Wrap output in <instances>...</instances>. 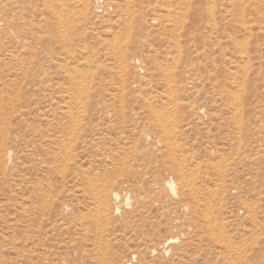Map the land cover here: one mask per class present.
Here are the masks:
<instances>
[{
	"label": "rangeland",
	"instance_id": "obj_1",
	"mask_svg": "<svg viewBox=\"0 0 264 264\" xmlns=\"http://www.w3.org/2000/svg\"><path fill=\"white\" fill-rule=\"evenodd\" d=\"M97 8L0 0V264H264V0Z\"/></svg>",
	"mask_w": 264,
	"mask_h": 264
},
{
	"label": "bare ground",
	"instance_id": "obj_2",
	"mask_svg": "<svg viewBox=\"0 0 264 264\" xmlns=\"http://www.w3.org/2000/svg\"><path fill=\"white\" fill-rule=\"evenodd\" d=\"M96 1V5H97V12H99L98 14H103V15H105L104 13H103V11L104 10H102V9H104V6H105V4H106V0H95ZM83 4V3H82ZM84 5V4H83ZM82 5V6H83ZM85 6H86V4H85ZM106 12V11H105ZM135 64L136 65H138V64H142L141 63V61L140 60H135ZM135 65V66H136ZM136 68H138V70H139V68L140 67H136ZM142 68V67H141ZM144 68V67H143ZM142 68V69H143ZM142 69H140V71L139 72H141V70ZM143 71V70H142ZM201 111V110H200ZM11 156V155H10ZM182 172V171H181ZM180 174V173H179ZM181 175V174H180ZM185 179V178H184ZM166 187L168 188V190L173 194V195H175V197L176 196H178V187H177V184H176V182H174V181H172V182H168L167 184H166ZM189 187V186H188ZM105 196V195H104ZM114 198H115V200L116 201H118V199H119V194L118 193H114ZM127 198H128V196H127ZM127 198H125V199H127ZM102 199H104V198H102ZM101 199V200H102ZM124 199V200H125ZM103 201V200H102ZM101 201V202H102ZM130 201V199L128 198L127 200H125V202H127V203H125L126 205L128 204V202ZM101 204V203H100ZM115 204V203H114ZM126 205H125V207H126ZM101 206V205H100ZM117 208V207H116ZM119 208H117L116 209V212H118L119 213ZM106 211H104V213H105ZM108 212V211H107ZM101 213V212H100ZM106 214V213H105ZM116 214V213H115ZM180 241H179V238H171V239H169V240H167L164 244H163V246L165 247H168V246H171V245H173V244H177V243H179ZM156 251V250H155ZM165 251V250H164ZM153 256V255H152ZM135 259V258H134Z\"/></svg>",
	"mask_w": 264,
	"mask_h": 264
}]
</instances>
